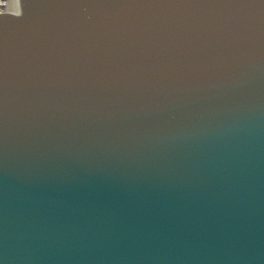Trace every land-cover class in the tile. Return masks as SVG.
I'll use <instances>...</instances> for the list:
<instances>
[{"label": "water", "instance_id": "95a60500", "mask_svg": "<svg viewBox=\"0 0 264 264\" xmlns=\"http://www.w3.org/2000/svg\"><path fill=\"white\" fill-rule=\"evenodd\" d=\"M0 264H264V0L1 10Z\"/></svg>", "mask_w": 264, "mask_h": 264}, {"label": "bare ground", "instance_id": "6f19581e", "mask_svg": "<svg viewBox=\"0 0 264 264\" xmlns=\"http://www.w3.org/2000/svg\"><path fill=\"white\" fill-rule=\"evenodd\" d=\"M9 9H11V10H13V11H14V10H15V11L18 10V0H14L13 3L10 4ZM1 10H4V9H3V8H0V11H1Z\"/></svg>", "mask_w": 264, "mask_h": 264}, {"label": "built area", "instance_id": "2783aa9c", "mask_svg": "<svg viewBox=\"0 0 264 264\" xmlns=\"http://www.w3.org/2000/svg\"><path fill=\"white\" fill-rule=\"evenodd\" d=\"M8 3L9 2H7V3L4 4L3 0H0V8L8 9Z\"/></svg>", "mask_w": 264, "mask_h": 264}, {"label": "rangeland", "instance_id": "374dc122", "mask_svg": "<svg viewBox=\"0 0 264 264\" xmlns=\"http://www.w3.org/2000/svg\"><path fill=\"white\" fill-rule=\"evenodd\" d=\"M14 0H3L4 4L9 2L8 3V8L10 7V4L13 3Z\"/></svg>", "mask_w": 264, "mask_h": 264}]
</instances>
